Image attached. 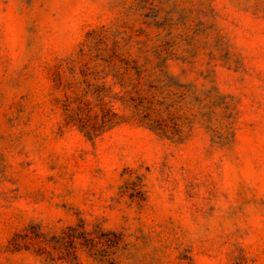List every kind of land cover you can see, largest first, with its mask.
<instances>
[{
    "label": "rangeland",
    "instance_id": "1",
    "mask_svg": "<svg viewBox=\"0 0 264 264\" xmlns=\"http://www.w3.org/2000/svg\"><path fill=\"white\" fill-rule=\"evenodd\" d=\"M0 264H264V0H0Z\"/></svg>",
    "mask_w": 264,
    "mask_h": 264
},
{
    "label": "trees",
    "instance_id": "2",
    "mask_svg": "<svg viewBox=\"0 0 264 264\" xmlns=\"http://www.w3.org/2000/svg\"><path fill=\"white\" fill-rule=\"evenodd\" d=\"M106 98V95H101V110L95 113L92 112L93 107H90L89 103L77 98L75 102L79 104V107L75 109V112L67 111L66 122L76 126L90 140L101 136L118 125L121 120L113 104H110L112 101L107 102ZM85 108H88V111L84 112Z\"/></svg>",
    "mask_w": 264,
    "mask_h": 264
}]
</instances>
